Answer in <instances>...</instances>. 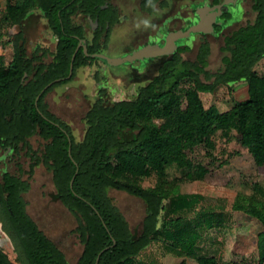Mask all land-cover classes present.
I'll use <instances>...</instances> for the list:
<instances>
[{
    "label": "trees",
    "instance_id": "16d2710c",
    "mask_svg": "<svg viewBox=\"0 0 264 264\" xmlns=\"http://www.w3.org/2000/svg\"><path fill=\"white\" fill-rule=\"evenodd\" d=\"M99 1L7 0L2 23L18 27L19 32L10 41L13 45L11 62L6 64L5 56H0V150L10 145L18 149L23 143L22 149L35 160L31 174L41 164L53 173L57 192L51 198L61 200L78 221L77 232L84 244L78 264H95L100 252L107 247L99 264H137L135 258L153 241L159 240L168 244L171 253L197 258L199 264H220L215 256H199V242L207 229L219 224V215L201 211L192 219L181 216V212L195 209L203 197L170 194L164 187L166 168L172 164L187 167V151L199 146L214 148V134L233 128L240 133L241 145L264 166V77L253 71L264 57V45L260 41L264 36V15L261 13L254 23L225 37L222 51L228 53L223 58L226 73L216 76L207 70L210 47L206 45L195 63L185 62L176 70L168 62L137 100L116 102L111 106L100 104L89 110L85 132L78 138L69 124L65 134L43 122L35 103L47 85L70 73L77 41L65 35L63 22L70 23L69 15L78 8ZM262 4L264 0H254L253 9L258 10ZM36 10L44 14L54 35L60 38L52 53L39 47L30 55L25 45V26ZM49 57L50 61H46ZM201 75L208 81H202ZM186 80L193 81V87L179 93L178 88ZM242 81L249 84L248 100L236 102L224 113L215 106L204 107L200 93L213 92L220 85L233 88ZM53 90L54 87L44 93L39 102ZM183 99L188 101L185 109ZM50 117L56 116L50 112ZM155 119L164 122L158 125ZM39 126L40 136L47 143L41 155L29 141ZM70 146L78 167L70 157ZM153 174L160 180L154 188H145L136 180ZM74 177L72 189L70 184ZM0 180L3 181L0 198L18 216L15 238L25 256V264H71L27 213V204L18 202L21 191L30 190L29 182L23 184L10 173L3 174ZM110 189L145 201L147 214L140 228L131 229L109 196ZM258 195L262 197L257 202L259 205L240 201L236 206H243L264 224L263 186L259 187ZM8 214L11 216L10 209ZM258 252L259 264H264V233L259 238ZM0 264L11 263L3 260Z\"/></svg>",
    "mask_w": 264,
    "mask_h": 264
},
{
    "label": "rangeland",
    "instance_id": "374dc122",
    "mask_svg": "<svg viewBox=\"0 0 264 264\" xmlns=\"http://www.w3.org/2000/svg\"><path fill=\"white\" fill-rule=\"evenodd\" d=\"M139 1L117 0L127 21L115 29L108 52H105L109 57L129 56L133 52L136 39H142L150 32L155 17L140 11ZM251 5L252 1L247 0L245 19H254ZM6 8L7 0H0V48H3L5 59L9 62L13 54V45L10 41H13L11 39L19 32V28L8 27L2 23L1 19ZM237 12L241 19L243 14L241 7ZM33 13L34 17L25 26L24 41L28 53L32 55L39 47L46 48L51 53L54 52L57 37L49 28L42 12L36 10ZM157 15L163 16L164 13L160 10ZM163 37H168L166 32L163 33ZM211 43L213 52L209 58L208 69L215 71L223 67L221 61L223 53L220 47L224 43V37L211 38ZM183 57L195 60V53H186ZM50 59L49 57L46 61ZM95 65L99 66V63L96 62ZM111 71L114 75H127L121 67L112 68ZM253 71L258 76L264 77V58L256 63ZM84 72V79L80 76L74 84H70L67 88L59 87L47 97L51 111L66 121L78 138H81L85 132L86 115L95 99L92 85L89 84L93 77V70L88 69ZM154 73L155 71L149 75L153 76ZM200 78L202 81H208L205 75H201ZM125 81L130 83L131 80L126 78ZM193 85L194 82L191 80L183 81L177 91L185 93ZM242 85L244 86L237 84L233 88L220 85L213 92L200 93V98L206 109L215 106L219 112L224 113L231 110L236 102L250 98L249 84ZM123 98H129L123 91H117L113 97L114 100ZM187 105V99H183L182 108H187ZM155 122L160 125L164 120L155 119ZM240 138L237 128L228 131L220 130L213 136L214 148L199 146L191 149L187 151L189 159L187 167L181 168L177 164H172L166 168L167 182L164 187L170 194H199L203 197L195 209L181 212V216L192 219L201 211L219 215V224L207 229L199 242V256H215L220 264H259L258 243L260 236L264 233V224L258 217L247 212L243 206H236V203L240 201L247 205L256 204L262 198L258 195V189L260 186L264 187V166H260L253 154L241 145ZM30 142L39 155L47 145L46 141L38 136L32 137ZM23 165L26 172L31 171L28 162H24ZM11 172L14 173V169H11ZM136 180L145 188H154L160 183L155 174ZM29 183L31 188L25 195L28 202L27 212L36 221L39 229L60 246L66 259L71 264H78L84 252V244L77 232L78 221L62 203L55 202L51 198V195L56 192L53 173L41 164L35 167ZM254 195L257 197L254 198ZM109 196L123 213L131 229L140 228L147 214L145 201L115 189L109 190ZM5 231L8 234L11 233L7 224ZM3 237L5 238V235L0 230V242ZM14 244L16 251L20 252L19 264H25L21 257V247L18 243ZM167 245L163 240L153 241L135 258V262L137 264H199L197 258L171 253ZM7 246L12 250L10 243ZM11 255L13 256V253Z\"/></svg>",
    "mask_w": 264,
    "mask_h": 264
},
{
    "label": "flooded vegetation",
    "instance_id": "af4514ba",
    "mask_svg": "<svg viewBox=\"0 0 264 264\" xmlns=\"http://www.w3.org/2000/svg\"><path fill=\"white\" fill-rule=\"evenodd\" d=\"M226 1L228 2L227 4ZM246 1L247 0H183L180 2L179 0H140V11L146 13L149 16H154L155 19L152 22L150 32H148L142 39H136V42L133 44V52L146 45H157L163 47L166 44V37H163L164 32L169 35L172 32H186L193 28L198 24L200 19L197 14L199 9L221 6L222 12H219L216 8L211 13L212 15H217L213 23L215 31L214 34L204 32L191 33V37L185 39L186 41H182L181 39L177 40L174 45V51L169 55L143 58L132 63H126L117 66L108 65L107 62L102 59L88 56L85 52V47H87L89 54L101 53L108 56L105 52H108L110 41L114 35L116 27L127 21V17L122 11V7L119 5L117 0H100L95 5H85L83 8H78L76 13L69 15L70 23L63 22L62 27L66 36H69L71 39L77 41L76 51L74 54L75 60L74 62L72 61L74 64L73 74L71 77H69V73L67 76L56 79L60 80V82L55 83L49 89L53 87L54 90L58 89L59 87L67 88L70 84H74L78 77L81 76L82 79H84V70L86 71L88 69H92L93 77L89 84L92 85L95 99L92 101L89 110L100 104L104 106H111L116 102H133L141 96V93L144 91V89L152 82V80L159 74L161 69L165 67L168 62H170L172 68L176 70L182 67L183 63L185 62L195 63L198 56L202 52V49L206 45H209L210 47V55L208 57L209 65L207 67V70H209V58L213 52L211 38L219 39L221 36L224 37V43L220 47V51L223 53L221 59L223 64V58L228 55V53L222 51V47L225 45V37L239 31L241 28L247 26L248 23H254L261 13L264 15V4H262L258 10H254V0H251V9L252 13H254V19H245L247 16H245ZM239 7H241L243 11L241 19L238 17L237 12ZM160 10L164 13L163 16L157 15L158 11L160 12ZM45 19L47 20V18ZM47 22L50 28L49 21L47 20ZM243 22H246V24H243ZM69 24H71V27L67 28ZM57 39L59 40L60 38L57 37ZM260 41L261 44L264 45V36L260 38ZM133 52H131V54ZM193 52L195 53V60H189L183 57L184 54ZM75 62L77 63L76 66ZM96 62L99 63V66L95 65ZM120 67L124 69V74L127 75L121 76L114 75V73H112V68ZM153 71H155L154 75H149ZM211 72L217 76L222 73H226L227 70L223 64V67H219L217 70ZM126 78L131 80L130 83H126ZM229 84H231V82ZM49 89H47L44 93H46ZM53 91L49 92L42 102L38 101V104L35 103V106L39 114L42 116L43 122L53 125L56 129H60L66 134L68 133V123L57 117L51 111L47 102V97ZM117 91H123V93L125 92L129 98L114 100L113 97ZM50 112H52L56 117H50ZM71 130L73 132L72 127ZM41 131V127L39 126L38 132L32 137L38 136L42 138L40 136ZM32 137L29 138V141ZM23 145L24 144L21 143L18 149H14L13 145H10L0 150V178L3 176V174L10 173L12 176L20 178L22 183L29 182V178L32 177V174L31 171L26 172L23 164L24 162H28L29 166H32L35 160L33 156H29L27 154V150L22 149ZM4 156L7 157L3 159ZM11 169H14V173L11 172ZM0 183H3V181L0 180ZM23 184H20L21 188H23ZM28 192H24L22 190L18 198V202H25L27 204L26 210L28 202L25 198V195ZM54 201L60 202L62 205H64L61 200ZM8 209L11 210V216L8 214ZM0 212L2 213L0 214V230L5 235V238L3 237L0 242V261L5 260L11 264H19L20 252L18 253L16 251V246L14 244L18 243L15 238V236L18 234H16V231L14 230L18 216L15 215L12 208L8 207L6 203L2 202L1 198ZM6 224L11 230L10 234L5 231ZM46 237L52 241L54 245L63 253V251L60 249V246L54 240L49 238L47 235ZM9 243L11 244L12 250H10L7 246ZM11 253H13V256ZM21 257L22 260L25 258L23 254Z\"/></svg>",
    "mask_w": 264,
    "mask_h": 264
},
{
    "label": "water",
    "instance_id": "95a60500",
    "mask_svg": "<svg viewBox=\"0 0 264 264\" xmlns=\"http://www.w3.org/2000/svg\"><path fill=\"white\" fill-rule=\"evenodd\" d=\"M227 3L228 2L226 1V4ZM216 8L218 9L219 12H222V7L221 6L207 8V9H199L198 12H197L198 16L200 17V19L198 21V24L196 26H194L193 28L189 29L186 32L178 31V32L170 33L168 35V37L166 38V44L163 47L157 46V45H146V46L141 47L139 50L133 52L129 56L118 57V58H112V57L106 56V55L101 54V53L89 54L87 47H85V52H86V54L88 56H90L92 58L102 59V60L106 61L108 65H113V66L122 65V64H126V63H132V62H134L136 60H140V59L148 58V57H153V56H166V55H169V54H171L174 51L175 42L177 40H180V39L190 38L191 37V33L204 32V33H213L214 34L215 31H214L213 23H214V20L216 19L217 15H212L211 13ZM74 60H75V55L73 57V62H74ZM73 62L71 64V71H70L69 77H71L72 74H73V70H74ZM58 82H60V80H56V81L50 83L48 86H46L45 89L42 91V93L38 96V98L36 100V104H38L39 98L42 96V94L47 89H49L51 86H53L55 83H58ZM69 140H70V143H71L72 142L71 138H69ZM69 154H70V157L72 158V161L78 167L79 166L78 163L75 161V159L72 156V147L71 146H70V149H69ZM75 177L71 180V184L70 185H71L72 189H73ZM74 194L77 195L75 192H74ZM92 208L99 215V217H101V214L97 210V208L95 206H93V205H92ZM106 228H108V227L106 226ZM113 241L116 243L115 238H113ZM108 249L109 248L107 247L106 249H104L103 251L100 252L95 264H99L102 254L105 251H107Z\"/></svg>",
    "mask_w": 264,
    "mask_h": 264
},
{
    "label": "crops",
    "instance_id": "0c3cea01",
    "mask_svg": "<svg viewBox=\"0 0 264 264\" xmlns=\"http://www.w3.org/2000/svg\"><path fill=\"white\" fill-rule=\"evenodd\" d=\"M0 56H5V54L3 53V48H0ZM12 57H13V54H12ZM11 60H12V58H11ZM11 60H10L9 62H7L6 59H5L6 64H9V63L11 62ZM238 84H240L241 86H244V85H242V84H246V82H245V81H242V82H240V83H238ZM235 85H237V84H235ZM233 86H234V85H233Z\"/></svg>",
    "mask_w": 264,
    "mask_h": 264
}]
</instances>
